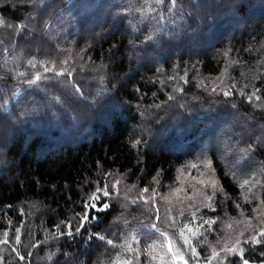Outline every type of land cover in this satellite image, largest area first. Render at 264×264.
Segmentation results:
<instances>
[{
    "label": "trees",
    "instance_id": "16d2710c",
    "mask_svg": "<svg viewBox=\"0 0 264 264\" xmlns=\"http://www.w3.org/2000/svg\"><path fill=\"white\" fill-rule=\"evenodd\" d=\"M143 3L0 0L2 264H161L164 232L189 264H225L213 250L264 228V0H183L189 30L159 43L147 40L155 21L141 19ZM105 180L110 207L88 211L76 233ZM202 219L215 223L198 228ZM65 221L71 237L56 230ZM185 225L198 231L185 229L196 257ZM130 229L135 253L120 247ZM243 249L264 262V243Z\"/></svg>",
    "mask_w": 264,
    "mask_h": 264
},
{
    "label": "snow or ice",
    "instance_id": "6c2138e0",
    "mask_svg": "<svg viewBox=\"0 0 264 264\" xmlns=\"http://www.w3.org/2000/svg\"><path fill=\"white\" fill-rule=\"evenodd\" d=\"M40 3H43V0H40ZM128 10L131 11L133 5V0H128ZM136 10L144 12V15L141 17V19H147L150 18L155 21L154 23V30L152 34H150L147 37L148 41H151L153 43H159V41L163 40L165 37L170 38V39H176L179 38L181 32H186L189 30L190 26L187 25L186 23L182 24L181 21H184L186 19H193L191 13H186L184 10L183 6V0H144V3L140 5ZM119 15V13H117ZM179 18V19H177ZM23 28L24 26L21 25ZM31 64V61L29 62ZM63 63H67V61H64ZM49 70H55V64H53L52 69L45 67V71ZM67 74H71L70 72ZM57 75H65L64 70H61L60 72L57 73ZM41 79L40 75L37 74L35 76V80L32 78L27 79V83L29 85L34 84L35 82L39 81ZM170 79H175V77H171ZM185 83L187 81L185 80ZM180 91H183V89H180ZM259 89H256L255 92L252 93V95L248 96L247 99L249 101H252L253 98L255 100L259 101L261 99L260 95H257L256 93L259 92ZM225 96L230 95L229 92L225 91L223 93ZM243 95V93H241ZM169 99H172L170 96ZM234 107V106H233ZM4 111L7 112L8 109L5 107ZM140 141H137V144H139ZM193 167H196V165H193ZM108 175H111V173H108ZM120 181L116 180L114 184L111 185L112 189L116 191L117 194H119V185ZM200 183L204 185V181L201 180ZM249 184V180H244V182L240 185L241 188H243L245 185ZM205 187H207L205 185ZM213 188V193L215 191V185H212ZM179 191V189H177ZM149 192V189L146 187L143 189V193L147 194ZM154 195V193H153ZM111 193L109 191V184L107 180L104 182L103 187H96L95 191H93L88 198V203L85 204V212L81 214L78 218V224L76 226V233H79L81 229L84 227V225L88 222L89 220V215L87 214L88 211L95 209L97 211L100 210H107L110 205L106 202L101 201V197H110ZM204 199L201 200V203L204 202V200L211 201L212 196L207 195L206 193L203 194ZM144 199L145 203H148V198L147 197H141ZM247 199V197H246ZM264 203V201H262ZM206 207H210V204L205 205ZM11 206H9L10 208ZM157 220H159V215L157 214L156 217ZM11 223V222H9ZM127 223V222H126ZM171 223H175V220L173 219ZM215 220H205L202 219L201 223L198 225V228H202L205 224H214ZM64 227L67 229V232L65 233L64 231H61L60 225H56V230L59 232L60 236L67 235L69 237L73 236V226L70 221H65L64 222ZM141 227L147 228L151 230V233L159 232V229L156 224H149V225H141ZM185 229H187V232L190 233L192 236H196L198 234L197 230H194L192 228H187V226H181L179 229V235L183 239V243L185 245H188L193 257L198 256V253L196 252L195 247L192 245L190 239L188 236L185 235ZM20 229L17 228L15 230V242L18 244L20 242V235H19ZM4 238L0 239V245L7 244L8 240V232H4ZM163 235L168 243H167V252L170 253L168 260H165L164 257H160L161 264H189V261L185 259L184 254L182 250L179 247L174 248L171 238L168 237V233L164 232L161 233ZM244 233H240V236H243ZM100 240H104V236H99L98 237ZM89 239H92L91 236H89ZM133 242L134 243H139L137 240V230L135 229H130L128 236L126 237L124 243L120 245L121 248L126 249L127 251H132L133 253L137 252V249L133 248ZM252 243L255 245H260L264 243V228H261L259 232H253V234L245 240L240 239V237L235 238L234 240L231 241V243L225 242V244L221 247L220 251L213 250V258L219 257L220 253H224V258H225V264H227V256L229 254L232 255H239V257L242 258V264H252V262L249 259L244 258L245 253L243 249V245ZM107 244L115 245L113 244L112 240H107ZM15 251V249H13ZM16 255L19 257V260L23 261L25 259L24 255H20L19 252H16ZM30 255V253H29ZM261 255H264V253H261ZM0 264H2V259H0ZM120 264H132L131 259H124L123 261L120 262ZM264 264V262H262Z\"/></svg>",
    "mask_w": 264,
    "mask_h": 264
}]
</instances>
